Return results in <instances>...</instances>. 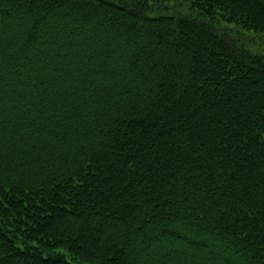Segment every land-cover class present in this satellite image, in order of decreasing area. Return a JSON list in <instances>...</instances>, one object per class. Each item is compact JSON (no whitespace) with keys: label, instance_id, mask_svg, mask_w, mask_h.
<instances>
[{"label":"trees","instance_id":"1","mask_svg":"<svg viewBox=\"0 0 264 264\" xmlns=\"http://www.w3.org/2000/svg\"><path fill=\"white\" fill-rule=\"evenodd\" d=\"M171 1L0 0V264H264V0Z\"/></svg>","mask_w":264,"mask_h":264},{"label":"rangeland","instance_id":"2","mask_svg":"<svg viewBox=\"0 0 264 264\" xmlns=\"http://www.w3.org/2000/svg\"><path fill=\"white\" fill-rule=\"evenodd\" d=\"M185 5L188 6V4ZM168 6L169 10L163 9L151 14H172L174 12L172 8L177 6V2L175 0H172L170 3H168ZM182 7L183 5L177 7L178 11L188 12L187 10H183ZM223 25L226 26V24ZM227 28L231 31V34L234 35V37L237 38L246 47L250 48L254 52L264 55V33H256L254 31L247 32L242 29H236L234 26Z\"/></svg>","mask_w":264,"mask_h":264}]
</instances>
